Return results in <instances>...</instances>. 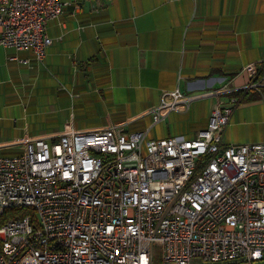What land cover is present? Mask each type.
<instances>
[{"label": "built area", "instance_id": "2783aa9c", "mask_svg": "<svg viewBox=\"0 0 264 264\" xmlns=\"http://www.w3.org/2000/svg\"><path fill=\"white\" fill-rule=\"evenodd\" d=\"M66 6L81 1L0 0V47L42 62L46 24ZM236 91L209 93L217 102L193 139L65 128L0 156V264H153L155 247L161 264L264 260V143L222 144ZM195 98L162 92L153 124Z\"/></svg>", "mask_w": 264, "mask_h": 264}, {"label": "crops", "instance_id": "0c3cea01", "mask_svg": "<svg viewBox=\"0 0 264 264\" xmlns=\"http://www.w3.org/2000/svg\"><path fill=\"white\" fill-rule=\"evenodd\" d=\"M80 1L47 22L42 62L0 47V156L65 128L193 139L217 102L209 93L223 85L253 99L232 110L222 144L264 143V0ZM251 82L259 85L246 88ZM175 89L197 98L153 124L150 110ZM84 115L86 125L74 127Z\"/></svg>", "mask_w": 264, "mask_h": 264}, {"label": "rangeland", "instance_id": "374dc122", "mask_svg": "<svg viewBox=\"0 0 264 264\" xmlns=\"http://www.w3.org/2000/svg\"><path fill=\"white\" fill-rule=\"evenodd\" d=\"M86 121H87V118H86V115H84V117L82 119L78 120L75 123L74 127H76V128L84 127L86 125ZM68 125H69V127L73 125L71 120H69ZM161 126H162V124L159 127L161 128ZM152 135H153V132L150 133V136H152ZM153 264H161V251H160L159 247L154 248ZM241 264H245V263H241ZM252 264H264V260L256 261Z\"/></svg>", "mask_w": 264, "mask_h": 264}, {"label": "trees", "instance_id": "16d2710c", "mask_svg": "<svg viewBox=\"0 0 264 264\" xmlns=\"http://www.w3.org/2000/svg\"><path fill=\"white\" fill-rule=\"evenodd\" d=\"M258 83H261V82H258ZM234 95H235L237 98L240 99V102H241V101H246V100L253 99V97L251 98V97L248 95L247 90H238V91L235 92ZM7 216H8V215H6V213H5L3 219L6 218ZM3 219H1V220H3Z\"/></svg>", "mask_w": 264, "mask_h": 264}]
</instances>
